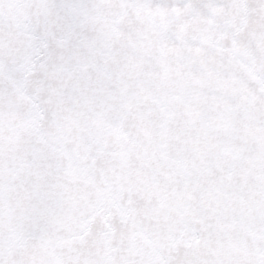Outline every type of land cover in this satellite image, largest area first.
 <instances>
[{
  "label": "snow or ice",
  "instance_id": "6c2138e0",
  "mask_svg": "<svg viewBox=\"0 0 264 264\" xmlns=\"http://www.w3.org/2000/svg\"><path fill=\"white\" fill-rule=\"evenodd\" d=\"M0 264H264V0H0Z\"/></svg>",
  "mask_w": 264,
  "mask_h": 264
}]
</instances>
